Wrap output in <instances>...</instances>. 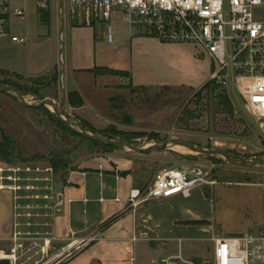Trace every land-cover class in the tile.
I'll list each match as a JSON object with an SVG mask.
<instances>
[{"label":"crops","instance_id":"0c3cea01","mask_svg":"<svg viewBox=\"0 0 264 264\" xmlns=\"http://www.w3.org/2000/svg\"><path fill=\"white\" fill-rule=\"evenodd\" d=\"M6 1L11 37L0 39V70L26 78L59 70L67 93H78L84 101L79 109L83 113L90 106V97L84 93L88 88L97 95L124 86L119 77L98 76L92 86L82 89L78 77L93 75L98 69L127 74L138 87L199 89L208 83L209 63L196 60L181 44L158 42L131 26L117 32V44L108 43L104 24L83 26L71 15L70 6L59 0H52L45 11L39 9L36 0ZM17 11L24 16L17 17ZM98 26L103 27L99 32ZM12 37L25 42H14ZM98 113L92 107V112L87 111L88 121L96 123ZM152 155L122 150L82 160L54 188L46 182L52 195L50 191L32 194L26 187L35 185L36 178L31 179L24 169L13 172L14 166L0 160V178H5L0 186H6L0 188V252H11L23 243L19 235L27 234L29 209H39L38 216L44 217L43 229L49 230L44 229L49 234L44 250L58 252L81 245L66 264H156L162 257H155L161 252L165 257L179 255L171 251L168 238L173 229H186L178 224L203 220L202 213L192 211L191 199L204 204L205 199L195 191L189 199L174 197L132 204L131 192L146 191L152 184L153 177L144 176L140 164L151 161ZM47 194L49 199L45 198ZM57 194L62 195L60 206L53 199ZM198 231L206 235L202 229ZM241 234L234 231L235 236ZM199 235L198 240H204Z\"/></svg>","mask_w":264,"mask_h":264},{"label":"rangeland","instance_id":"374dc122","mask_svg":"<svg viewBox=\"0 0 264 264\" xmlns=\"http://www.w3.org/2000/svg\"><path fill=\"white\" fill-rule=\"evenodd\" d=\"M108 25L112 27L115 44L118 43L117 32L129 27L119 10L113 12L111 21L104 27L107 29ZM97 29L99 32L103 27L98 26ZM180 46L190 51L196 60L209 63L210 77L212 67L208 55L194 45ZM92 73L78 77L82 89L92 86L98 76L119 77L124 86L118 91L97 95L87 87L89 90L84 93L90 97V106L86 113L79 111L81 107L71 105L69 95L72 93H67L59 70L36 78L0 70V83L9 82L11 85L6 86L20 87L29 105L55 103L60 112L63 110L66 120L79 124L100 138L120 140L137 148L176 141L200 149L218 150L240 162L264 161V140L254 125V119L241 106L237 94H231V97L233 103L234 100L237 103L238 114L234 112V105H229L222 97V92L215 87H205L208 83L199 89L188 86L146 88L134 86L124 73L109 69H98ZM92 107L99 111L96 123L88 121L87 111L92 112ZM74 132L61 124L52 107L29 108L21 104L15 93H0V144L3 143L2 135L12 141L13 162L9 164L16 169H31V179L36 178L33 180H48L47 184L54 188L76 170V164L82 160L122 150L135 154L120 147L95 146ZM148 154H153L151 161L140 164L144 168V176L153 177L152 183L163 168L200 169L208 181L207 185L195 190L200 191L205 204L191 199L192 211L202 213L203 220L178 224L186 229L172 230L168 238L171 251L197 263L211 261L216 238L235 236L234 231L244 234L264 231V166L243 168L224 158L201 155L179 146ZM34 170L38 171L34 173ZM30 192L34 194L37 191ZM29 212L31 215L27 222L30 224L25 227L27 234L19 235L23 238V243L18 245L19 263L40 264L55 252L44 250L49 234L44 232V217L38 216L39 209H29ZM258 224L262 225L261 231L255 229ZM198 229L205 231L206 235H199ZM197 235L204 240H198ZM157 257L165 256L161 252L155 259Z\"/></svg>","mask_w":264,"mask_h":264},{"label":"built area","instance_id":"2783aa9c","mask_svg":"<svg viewBox=\"0 0 264 264\" xmlns=\"http://www.w3.org/2000/svg\"><path fill=\"white\" fill-rule=\"evenodd\" d=\"M52 0H36L40 10L49 9ZM71 8V15L80 24L93 27L108 24L119 10L129 26L141 30L164 44L194 45L211 61L208 83L228 96L237 113L240 99L243 109L254 119L264 140V0H59ZM3 6H5L3 8ZM9 11L6 0H0V39L10 38ZM23 17L21 11L15 14ZM107 40L112 43V27L107 26ZM17 43L24 39L12 37ZM22 169H12L18 173ZM27 173L31 169H24ZM38 170H34L37 172ZM2 172V170H1ZM10 180L12 178H9ZM5 178H0L4 182ZM16 181V180H15ZM39 181V180H37ZM208 184L204 173L183 168H163L146 191L133 190L132 204L162 202L174 197L189 199L197 188ZM2 184L0 188H5ZM17 189V188H16ZM20 189V187H18ZM27 190L34 187L28 185ZM39 196H37L38 198ZM57 205L62 195L57 194ZM46 199L48 196L45 197ZM139 201V202H138ZM81 246V245H80ZM80 246L55 252L40 264H66ZM18 247L10 253L0 252L1 260L20 264ZM264 264V231L246 233L214 240L211 261L197 263L177 256L163 257L156 264Z\"/></svg>","mask_w":264,"mask_h":264},{"label":"water","instance_id":"95a60500","mask_svg":"<svg viewBox=\"0 0 264 264\" xmlns=\"http://www.w3.org/2000/svg\"><path fill=\"white\" fill-rule=\"evenodd\" d=\"M1 92H13V93H15L17 95L19 101L21 102V104L26 106V107H29V108H42V107H47V106L52 107L54 109V112L56 114L57 119L60 122L64 123L70 129L74 130L75 132L82 135L86 139H88L92 142L104 145V146L120 147V148L126 149L130 152H133L135 154H142V155L151 153L153 151L166 150V149H169L171 146H174V147L175 146H181V147H184V148H186L192 152H195V153H198L201 155L218 156V157L224 158L228 162H230L231 164L237 165V166L243 167V168H254V167L264 166V161H261V162H240V161L233 160L228 155H226L224 152H221L218 150L200 149V148L193 146L191 144H188V143H182V142H176V141H167L164 144L152 146L149 148H137L133 145H130V144L123 142V141H120V140L100 138L96 135H92V134L88 133L79 124H76V123H73L69 120H66L64 118L63 110L60 112L59 108L57 107V105L55 103L41 102L40 104H38L36 106L29 105L25 102L24 96L22 95V93L20 91H18L16 88L11 87V86L0 87V93ZM0 264H11V261L10 260H1Z\"/></svg>","mask_w":264,"mask_h":264},{"label":"trees","instance_id":"16d2710c","mask_svg":"<svg viewBox=\"0 0 264 264\" xmlns=\"http://www.w3.org/2000/svg\"><path fill=\"white\" fill-rule=\"evenodd\" d=\"M43 19L46 20L47 19V14H43L42 15ZM11 85V83H6V82H3V83H0V86H6V85ZM213 87V85H211L210 83H208L205 87ZM14 87V86H13ZM15 88L20 91V92H23V90L18 87V86H15ZM77 97V98H76ZM222 97L225 99V101L231 105L230 101H229V98L227 95L223 94ZM74 98L77 99V103H75L74 101ZM69 101L71 103L72 106H75V107H82L83 106V101L81 100V98L78 96V94H70L69 95ZM62 125H65L61 122ZM75 135H78L80 137H83L82 135L78 134V133H75ZM2 138H3V143L0 144V160L3 161V162H6V163H12L13 162V154H14V148L12 146V141L5 135H2ZM109 139H112V138H109ZM90 141V140H89ZM91 143H93L95 146H98V147H105V148H112V149H118L119 147H115V146H104V145H101V144H98V143H95V142H92L90 141ZM56 169H57V166H56Z\"/></svg>","mask_w":264,"mask_h":264},{"label":"flooded vegetation","instance_id":"af4514ba","mask_svg":"<svg viewBox=\"0 0 264 264\" xmlns=\"http://www.w3.org/2000/svg\"><path fill=\"white\" fill-rule=\"evenodd\" d=\"M46 182H47V180H39V181H37V183L35 184V185H33V187H34V190H36L37 191V193L39 192V191H41V192H44V191H49V187H47L45 184H46ZM33 190V191H34ZM35 193V192H34ZM47 196H48V194H47ZM50 197L48 196V198L47 199H49ZM53 199L55 200V203H57V197L56 196H53Z\"/></svg>","mask_w":264,"mask_h":264},{"label":"bare ground","instance_id":"6f19581e","mask_svg":"<svg viewBox=\"0 0 264 264\" xmlns=\"http://www.w3.org/2000/svg\"><path fill=\"white\" fill-rule=\"evenodd\" d=\"M176 147H178V146H176ZM179 147H181V146H179ZM184 148V147H183Z\"/></svg>","mask_w":264,"mask_h":264}]
</instances>
